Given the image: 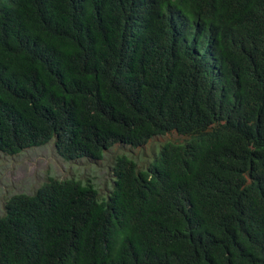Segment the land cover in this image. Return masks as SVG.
Masks as SVG:
<instances>
[{
  "label": "trees",
  "instance_id": "1",
  "mask_svg": "<svg viewBox=\"0 0 264 264\" xmlns=\"http://www.w3.org/2000/svg\"><path fill=\"white\" fill-rule=\"evenodd\" d=\"M120 155L0 215V264H264V0H0V152Z\"/></svg>",
  "mask_w": 264,
  "mask_h": 264
},
{
  "label": "rangeland",
  "instance_id": "2",
  "mask_svg": "<svg viewBox=\"0 0 264 264\" xmlns=\"http://www.w3.org/2000/svg\"><path fill=\"white\" fill-rule=\"evenodd\" d=\"M176 137L173 134L154 136L139 147L118 142L100 160L86 157L74 161L65 160L56 151L54 140L13 156L0 152V215L6 213V202L13 195L33 194L50 177L90 182L98 190L100 199H106L114 189V166L120 155H126L147 169L149 164L156 162L165 142L185 143V139L178 140Z\"/></svg>",
  "mask_w": 264,
  "mask_h": 264
}]
</instances>
